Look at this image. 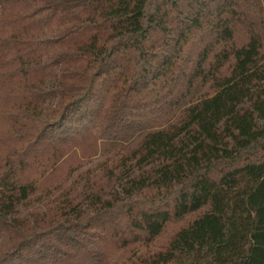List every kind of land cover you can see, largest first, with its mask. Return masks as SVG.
<instances>
[{"label": "trees", "instance_id": "1", "mask_svg": "<svg viewBox=\"0 0 264 264\" xmlns=\"http://www.w3.org/2000/svg\"><path fill=\"white\" fill-rule=\"evenodd\" d=\"M0 264H264V0H0Z\"/></svg>", "mask_w": 264, "mask_h": 264}]
</instances>
